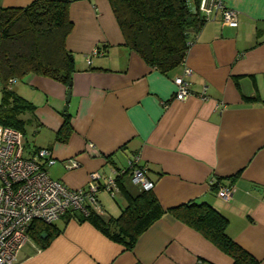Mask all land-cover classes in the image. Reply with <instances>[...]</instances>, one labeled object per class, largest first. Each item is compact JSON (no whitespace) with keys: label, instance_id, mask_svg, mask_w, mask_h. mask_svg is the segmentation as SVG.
Segmentation results:
<instances>
[{"label":"crops","instance_id":"0c3cea01","mask_svg":"<svg viewBox=\"0 0 264 264\" xmlns=\"http://www.w3.org/2000/svg\"><path fill=\"white\" fill-rule=\"evenodd\" d=\"M225 2L236 9L238 24L225 23L216 12L192 34L185 64L163 72L125 43L110 0H71L74 26L66 43L76 69L70 101L68 85L34 72L13 88L35 105L22 114L28 119L26 152L49 147L57 159L47 165L53 178L70 188L86 187L98 172L102 186L122 176L134 191L140 185L132 180L130 162L138 159L166 209L190 199L209 202L228 217V234L264 264V0ZM97 45L103 52L92 54ZM185 66L192 68L186 74L192 94L178 99L175 76ZM66 104L72 128L61 139ZM227 184L235 189L226 198L218 190ZM118 185L115 194L102 186L97 191L93 208L105 217L118 216L126 204ZM52 222L59 232L47 242L29 233L15 264H233L229 253L171 211L132 249L80 209Z\"/></svg>","mask_w":264,"mask_h":264},{"label":"trees","instance_id":"16d2710c","mask_svg":"<svg viewBox=\"0 0 264 264\" xmlns=\"http://www.w3.org/2000/svg\"><path fill=\"white\" fill-rule=\"evenodd\" d=\"M71 0H33L27 5H2L0 2V123L19 128L25 134L28 119L22 114L34 109L33 102L17 92L13 83L34 72L72 85L76 69L74 52L66 39L74 26L69 14ZM200 0H110L123 32L125 43L145 61L163 72L182 63L192 34L206 21ZM99 51L102 46L97 45ZM15 78L13 81L12 79ZM70 114L58 131L67 138ZM116 179L125 194L126 204L118 216L105 217L86 204L80 209L112 239L132 249L139 236L166 211L200 230L233 257V264H262L261 261L227 232L228 217L207 201L190 199L165 208L153 187L130 190L122 176ZM155 185V183H154ZM47 237L43 238L42 233ZM59 232L53 222L35 219L29 233L49 241Z\"/></svg>","mask_w":264,"mask_h":264},{"label":"built area","instance_id":"2783aa9c","mask_svg":"<svg viewBox=\"0 0 264 264\" xmlns=\"http://www.w3.org/2000/svg\"><path fill=\"white\" fill-rule=\"evenodd\" d=\"M199 8L206 20L220 12L225 23L238 24L236 9L229 7L225 0H200ZM192 41H189L190 45ZM96 52L99 50L95 47L92 54ZM91 55L87 56L89 62ZM181 64H185V58ZM191 73L192 68L185 66L184 74L175 76V98L185 99L192 94L190 81L186 78V74ZM206 88L207 84H204L201 95L206 96ZM25 146L22 130L0 123V264H15L35 219L52 222L70 209L87 212L86 204L99 205L97 191L102 185L96 180L100 176L98 172L91 173V180L86 187L70 188L49 174L47 165L57 161L49 147H39L32 154H27ZM71 159L72 164H78L75 159ZM130 169L133 182L140 187L154 186L155 182L148 176L147 168L138 159L130 162ZM102 187L113 194L120 189L116 178L112 176ZM234 189V184L222 185L218 193L227 198Z\"/></svg>","mask_w":264,"mask_h":264},{"label":"rangeland","instance_id":"374dc122","mask_svg":"<svg viewBox=\"0 0 264 264\" xmlns=\"http://www.w3.org/2000/svg\"><path fill=\"white\" fill-rule=\"evenodd\" d=\"M17 82H22L21 84H24L22 79L17 81ZM0 96H1V81H0ZM26 129H27V127H26ZM27 139H28V143L33 144V142H34V133H33V130L30 129V128H28Z\"/></svg>","mask_w":264,"mask_h":264},{"label":"water","instance_id":"95a60500","mask_svg":"<svg viewBox=\"0 0 264 264\" xmlns=\"http://www.w3.org/2000/svg\"><path fill=\"white\" fill-rule=\"evenodd\" d=\"M70 99H71V88L68 90V94H67V102H69L70 101ZM68 111H67V104L64 106V113H67ZM256 188L258 187V186H255ZM43 235H45V233H43Z\"/></svg>","mask_w":264,"mask_h":264}]
</instances>
